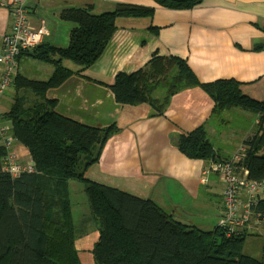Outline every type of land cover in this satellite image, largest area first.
Here are the masks:
<instances>
[{"label":"trees","instance_id":"trees-1","mask_svg":"<svg viewBox=\"0 0 264 264\" xmlns=\"http://www.w3.org/2000/svg\"><path fill=\"white\" fill-rule=\"evenodd\" d=\"M153 1L176 10L202 3ZM152 14L151 8L127 4L103 14H94L91 7L65 9L60 18L74 25L68 46L40 45L28 52L35 61L53 66L50 77L34 80L19 72L12 77V102L0 117L10 123V136L28 151L34 171L12 179L1 168L5 150L0 146V264H81L70 199V183L76 181L84 186L89 214L98 227L90 251L93 264H264V242L260 260L243 255L246 238L256 232L244 228L227 238L218 225L208 231L179 222L149 199L86 178V170L99 161L118 127L88 126L64 117L56 112V101L45 96L97 62L119 18L144 19ZM65 61L75 68H66ZM192 88L210 98L212 117L220 124H228L222 114L233 110L247 112L259 122L253 137L241 143L244 150L234 167L236 173L245 171L250 181L264 186V101L242 96L236 81L201 83L185 60L156 56L134 73L117 74L109 86L121 107L146 104L158 115L172 96ZM177 150L190 160L214 164L230 160L236 149L225 158L202 125L182 137ZM249 205L259 222L253 226L264 230V190Z\"/></svg>","mask_w":264,"mask_h":264},{"label":"crops","instance_id":"crops-1","mask_svg":"<svg viewBox=\"0 0 264 264\" xmlns=\"http://www.w3.org/2000/svg\"><path fill=\"white\" fill-rule=\"evenodd\" d=\"M20 1L28 12V28L45 31L40 45L61 48L68 46L74 27L60 18L65 9L91 7L94 14L110 12L117 4L153 9L150 18H119L116 31L97 62L48 90L45 96L56 101L55 110L64 117L88 126L118 127L99 161L86 170V178L147 198L173 219L212 231L224 208L218 176L207 171L206 162L190 160L177 150L179 139L202 125L206 126L208 138L222 136L216 131L222 124L218 117H212L210 98L198 88L183 90L172 96L163 114L158 115L146 104L121 107L109 86L117 74L134 73L156 56H175L186 61L201 83L232 79L238 83L242 96L264 101V0H202L189 10L165 9L153 0ZM12 7V0H0V52L4 36L11 30ZM35 65L36 61L25 53L18 61V72L28 77L29 66L36 68ZM23 67H27L26 72ZM4 71L5 66L0 63V84ZM52 71L50 67L38 66L33 72L50 77ZM10 90L12 87L0 92V115L7 112L12 102L13 93L7 94ZM223 115L229 123L245 114L233 110ZM0 128L7 129L5 134L10 136V123L1 117ZM251 133L254 135L255 131ZM225 142L236 144L230 138ZM15 149L22 163L32 164L23 146L16 143ZM193 200L202 207L211 206L215 212L210 218L205 214L195 218L178 215L175 206ZM244 230L258 234L246 240L257 239L259 243H250L261 251L264 230L253 224Z\"/></svg>","mask_w":264,"mask_h":264},{"label":"built area","instance_id":"built-area-1","mask_svg":"<svg viewBox=\"0 0 264 264\" xmlns=\"http://www.w3.org/2000/svg\"><path fill=\"white\" fill-rule=\"evenodd\" d=\"M12 5L11 30L4 36L0 52V63L5 66L0 92L10 86L12 77L18 72L19 57L37 48L45 33L44 30L35 32L28 28V12L20 0H12ZM6 131L7 129L0 128L1 147L5 150L1 158L3 172L12 179L24 173H33V163H22L19 151L15 149L16 142L11 136H6ZM243 150L244 147L240 144L230 160L209 164L207 168V171L217 174L222 188L224 210L218 226L225 231L227 238L236 235L238 230L247 228L252 222L259 224L249 203L263 193L264 186L250 181L245 171L239 174L235 172L234 164L241 159Z\"/></svg>","mask_w":264,"mask_h":264},{"label":"rangeland","instance_id":"rangeland-1","mask_svg":"<svg viewBox=\"0 0 264 264\" xmlns=\"http://www.w3.org/2000/svg\"><path fill=\"white\" fill-rule=\"evenodd\" d=\"M38 66L47 67V68L50 67L53 70L52 65L36 61L35 67L38 68ZM64 66L68 69L75 68L72 65V63H70L69 61H65ZM36 68H34L33 66H29L28 69H30V72L28 74L29 75L28 77L30 79L46 80L49 77V75L46 76L43 72L35 74L33 71H35ZM26 69L27 67L24 68L23 71L26 72ZM11 93L12 90H10L9 93L7 94H11ZM244 114L245 115H243L242 119H240V117H238L237 119L232 118L233 120L228 124L219 125L220 126L219 129H216V131L218 134L222 133V136L219 135L218 137H214V138L213 137L210 138L209 136V139L212 145L214 146V148L220 149L221 155L231 156L234 152L235 147L241 144L243 141H245L248 137H251V135H253L251 132H254L256 129H258L259 122L255 118H252L251 114L247 112H245ZM233 115L234 113H232V116ZM251 118L253 120L250 122ZM223 135L226 138H224ZM227 138L232 139V142L236 141L235 146H233V144H231L230 142L229 143L225 142ZM73 186H75V188H73ZM70 199H71L73 222L77 231L76 245H75L76 250H78V255L81 264H93L92 255L90 251L92 250V248L94 247L97 241L98 227L93 222L89 214L88 203L84 192V186L82 183L77 181L70 183ZM216 200L219 201V197H216ZM184 204L185 205H179L178 203L175 206L178 215H182L184 217L190 214V216H193L195 218L196 216L201 217L202 215L205 214L207 217L210 218L212 214L215 212V210L211 206L206 205L202 207L196 200L188 201L185 202ZM219 222H220V217L216 218L215 225H218ZM198 225L205 227V224H198ZM250 241L259 243L255 238H248L244 245L243 255L260 260L262 257L261 252L256 248V244L250 243Z\"/></svg>","mask_w":264,"mask_h":264}]
</instances>
